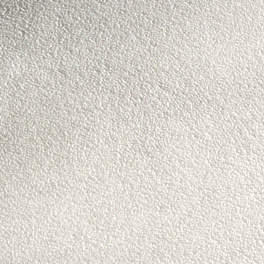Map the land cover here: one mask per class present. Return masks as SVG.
<instances>
[{
  "label": "clouds",
  "instance_id": "9594fccd",
  "mask_svg": "<svg viewBox=\"0 0 264 264\" xmlns=\"http://www.w3.org/2000/svg\"><path fill=\"white\" fill-rule=\"evenodd\" d=\"M0 264H264V0H0Z\"/></svg>",
  "mask_w": 264,
  "mask_h": 264
}]
</instances>
